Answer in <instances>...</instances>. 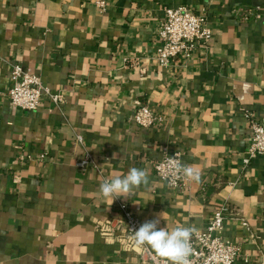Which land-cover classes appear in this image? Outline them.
I'll list each match as a JSON object with an SVG mask.
<instances>
[{"label": "crops", "instance_id": "0c3cea01", "mask_svg": "<svg viewBox=\"0 0 264 264\" xmlns=\"http://www.w3.org/2000/svg\"><path fill=\"white\" fill-rule=\"evenodd\" d=\"M177 7L204 15L213 41L161 67L164 11ZM15 64L65 103L14 108ZM141 106L163 122L137 126ZM246 111L264 124V0H0V264H142L97 231L119 202L169 232L204 231L226 205L235 264H264V157L243 164ZM167 149L199 172L187 189L158 179ZM85 155L95 168L81 173ZM133 167L147 172L146 188L114 201L98 191L103 176Z\"/></svg>", "mask_w": 264, "mask_h": 264}, {"label": "built area", "instance_id": "2783aa9c", "mask_svg": "<svg viewBox=\"0 0 264 264\" xmlns=\"http://www.w3.org/2000/svg\"><path fill=\"white\" fill-rule=\"evenodd\" d=\"M104 11L106 3L98 2ZM213 41V32L204 15L192 12L186 7L166 8L164 20L160 27V46L156 53V61L161 67H168L173 62L182 60L188 62L196 50L201 46L208 49ZM12 88L8 92L11 105L24 112L37 111L43 98H48L53 104L62 106L65 96L54 93L41 83L38 76L31 71L24 70L15 64L11 69ZM251 127L252 137L243 158V164L248 167L250 162L258 157H264V124L255 119L254 115L246 111ZM137 126L149 129L163 122V118L156 115L150 107L141 106L134 114ZM78 143H83L81 136ZM183 154L180 151L165 150L163 157L155 163L154 169L160 181L172 189H187L190 179L183 173H175L177 165H184ZM81 173H86L95 164L90 155L78 160L75 165ZM175 173V175H174ZM110 180L103 176V181ZM119 217L98 223V233L107 241L121 244L126 250L133 252L142 264H166L148 246H137L133 241V230L141 225L125 202L118 203ZM235 215V214H234ZM228 206L218 208L204 231H194L191 238L192 252L190 264H235L241 254V248L227 240L223 232L228 220L234 218ZM242 225L248 223L241 219Z\"/></svg>", "mask_w": 264, "mask_h": 264}, {"label": "clouds", "instance_id": "9594fccd", "mask_svg": "<svg viewBox=\"0 0 264 264\" xmlns=\"http://www.w3.org/2000/svg\"><path fill=\"white\" fill-rule=\"evenodd\" d=\"M175 173H183L189 179L198 181L200 174L190 165H177ZM174 173V175H175ZM148 174L145 170L133 167L123 177L115 175L111 180H105L99 185L98 191L105 197L113 199L125 198L132 192L146 188ZM160 218L142 223L133 230V241L137 246H148L160 257L165 258L166 264H190L192 252L191 238L195 231L192 227L178 226L172 231L159 227Z\"/></svg>", "mask_w": 264, "mask_h": 264}]
</instances>
